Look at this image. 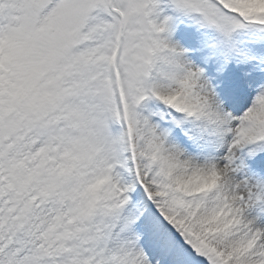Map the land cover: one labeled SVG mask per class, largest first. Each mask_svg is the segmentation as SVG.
<instances>
[{
	"label": "snow or ice",
	"instance_id": "obj_1",
	"mask_svg": "<svg viewBox=\"0 0 264 264\" xmlns=\"http://www.w3.org/2000/svg\"><path fill=\"white\" fill-rule=\"evenodd\" d=\"M0 264H264V0H0Z\"/></svg>",
	"mask_w": 264,
	"mask_h": 264
}]
</instances>
